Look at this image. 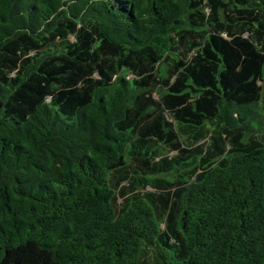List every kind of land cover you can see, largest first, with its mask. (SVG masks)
<instances>
[{"label":"trees","instance_id":"trees-1","mask_svg":"<svg viewBox=\"0 0 264 264\" xmlns=\"http://www.w3.org/2000/svg\"><path fill=\"white\" fill-rule=\"evenodd\" d=\"M0 264H264V0H0Z\"/></svg>","mask_w":264,"mask_h":264}]
</instances>
